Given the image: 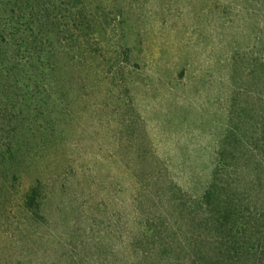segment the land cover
Returning a JSON list of instances; mask_svg holds the SVG:
<instances>
[{"label":"rangeland","instance_id":"374dc122","mask_svg":"<svg viewBox=\"0 0 264 264\" xmlns=\"http://www.w3.org/2000/svg\"><path fill=\"white\" fill-rule=\"evenodd\" d=\"M82 1L43 82L0 84V264H194L233 198L258 232L264 0Z\"/></svg>","mask_w":264,"mask_h":264},{"label":"trees","instance_id":"16d2710c","mask_svg":"<svg viewBox=\"0 0 264 264\" xmlns=\"http://www.w3.org/2000/svg\"><path fill=\"white\" fill-rule=\"evenodd\" d=\"M62 1L65 3L62 4ZM79 1L83 4L82 0ZM83 16L84 6L76 4L75 0H0L1 86L9 90L14 87H36L38 82H43L47 66L41 62L37 64L36 61L44 62V51L55 47L54 42L51 43L53 33L50 30H54L52 27L55 24L61 26V22L67 18L75 24L80 23ZM46 24L50 27L52 25L51 28L48 27L50 30H45L44 26H49ZM39 42L44 43L43 48L39 46ZM25 53L28 55L25 58L27 60L23 58ZM35 64L36 67L33 68ZM227 159L225 152L218 153L216 171H219L221 164L228 162ZM236 159L239 156H235L232 164L227 166L229 170L233 169L241 174L240 163ZM217 177L213 178L202 197L201 203L206 206L205 209L210 210L213 197L218 191ZM236 182L234 180L235 184ZM256 184L262 186L264 183L259 181ZM236 188L237 193L242 195L240 186L237 185ZM227 203L231 208L227 207L224 214L221 210L220 214L207 222L215 227L217 233L214 239L209 236L202 238L206 241L209 239L214 246L206 249L202 248L203 244L199 245L197 255L202 259L201 264H264V225L258 232L247 234L245 227L252 225V221L245 220L244 215L242 216V211L237 206L239 199L233 198ZM27 206L40 208L36 191L29 197ZM199 260L194 264H198Z\"/></svg>","mask_w":264,"mask_h":264}]
</instances>
